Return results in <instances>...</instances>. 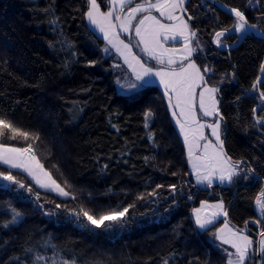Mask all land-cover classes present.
Segmentation results:
<instances>
[{"label":"trees","instance_id":"16d2710c","mask_svg":"<svg viewBox=\"0 0 264 264\" xmlns=\"http://www.w3.org/2000/svg\"><path fill=\"white\" fill-rule=\"evenodd\" d=\"M216 1L243 11L264 36V0ZM98 2L108 9V0ZM186 7L208 46L193 58L202 70H213L205 77L219 88L224 149L243 161L238 170L247 175L231 184H195L158 84L119 91L117 81L130 78L129 71L115 51H104L106 41L85 16L86 0H0V115L39 134V140L2 142L32 144L39 162L71 194L59 196L26 172L0 165V172L10 171L24 184L0 179V224L11 219V208L23 214L20 224L0 227V264H33L36 254L48 264L62 257L77 264H227L230 247L217 237L225 221L256 245L264 230L255 203L264 188V124L255 115H264V101L253 85L261 80L264 39L232 31L222 37L228 47L218 46L214 33L232 29L235 18L206 0H187ZM129 41L149 65H158ZM258 89L264 90V81ZM149 109L155 115L145 127ZM202 201H223L227 217L197 229L192 212ZM130 204L111 227L107 220L103 227H84V218L69 212L84 207L95 214Z\"/></svg>","mask_w":264,"mask_h":264},{"label":"snow or ice","instance_id":"6c2138e0","mask_svg":"<svg viewBox=\"0 0 264 264\" xmlns=\"http://www.w3.org/2000/svg\"><path fill=\"white\" fill-rule=\"evenodd\" d=\"M186 3L187 0H155V3L152 0H143L142 3H136L133 7L128 8L125 13V8L133 4V0H108L109 7L107 11H101V4L98 3V0H86L87 11L85 16L91 25L96 26L100 32L104 33L105 39L123 58L124 64L130 69L135 81L141 82L140 84L121 85L122 88L136 89L150 83L152 77L159 78L167 96L168 106L172 110L171 114L179 125L184 141L188 145V159L196 175L197 183L211 186L216 180L221 184H231L234 182V178L247 179V175L242 176L241 171L238 170V165L243 163V161H233L232 157L224 149L220 124L224 117L220 115L219 101L216 98L219 88L210 86L205 78V73H210L213 70L207 65L202 70L201 65H198L196 60L193 59L194 54L198 50L202 51V48L197 38L199 29L194 28L190 23L195 17L188 14L187 18H185V14L188 13V8L185 7ZM45 10L47 11V9ZM153 10L158 12L160 17L173 21V23L162 22L157 16L152 15ZM230 11L235 17L234 27L232 29L223 28L214 33V43L218 46H223L221 38L226 33L232 31L245 33L249 29L256 28V25L250 23L240 9L232 8ZM177 12L180 15H177ZM139 13L144 15L133 26V21L137 20V14ZM114 19L116 23L113 22ZM133 27L136 37H139L136 47L139 48L140 45H143L140 49L141 52L148 57V60L155 61L156 64L162 67L154 68L149 66L145 60H142L140 56L132 51V46L129 43H125L124 40L120 39L121 32L131 34ZM177 36L182 38L183 47L181 49H169L164 46L168 39L175 40ZM104 51L107 52L108 49L105 48ZM261 72H264V65L261 66ZM117 83L119 84V81ZM261 83L262 81L258 78L253 88L259 91V98L264 101V90L258 89ZM197 89H201V91L197 93ZM197 96L200 114L203 117H218L215 123H200L196 111ZM173 97L175 102H173ZM175 109H179V112L177 113ZM253 112L255 113L256 109H253ZM154 115L151 109L145 112V127H148L147 121L153 118ZM255 119L258 123L264 124V115L255 117ZM206 127L211 129V136L215 138L216 143H213L212 140L204 135ZM30 138L39 140V134L25 131L15 125L7 116L0 115V165H6L8 169H18L26 172L41 188L55 192L59 196L69 197L71 194L65 191L57 183L56 179L52 177L51 173L44 169L43 164L39 162L33 151L32 144H28L26 147H15L2 142L4 140L17 139L27 141ZM201 140L206 141V143L202 146V154L196 156L194 150L200 147L199 141ZM247 171L254 172V169H248ZM37 172L44 177L43 182L38 178ZM0 179L17 184L21 188L24 187V184L17 180L10 171L0 172ZM157 187L161 186L158 185ZM170 187L175 189L176 185H171ZM27 190L30 192L32 189L29 187ZM155 194L153 192L151 195ZM71 198L76 199L75 196ZM138 198L143 199L144 197L140 196ZM36 199H40L39 194H37ZM255 203L259 207L261 215L264 216V188H261L255 197ZM56 207L59 208L61 205L57 204ZM131 207H134V205L130 204L119 210L110 209L95 214L92 209L84 207H81L78 211L69 210V212L77 220L83 217L87 222L82 225L84 227H87L88 224L103 227L105 220L111 221L108 225V227H111L112 223L119 222L120 218L125 217ZM209 207L214 209L211 216L202 218V210ZM10 213L11 219L4 221L0 224V227L9 228L22 222L23 214L21 212L11 208ZM194 213L198 228L204 230H207L218 216L227 217L222 201L215 205H209L207 201H204L200 209H194ZM49 214L51 215L52 213ZM259 222L257 221V223ZM226 229L231 233V237L225 238L223 235H219V238L223 243L230 244L235 250L227 253V264H246V261L255 264L253 259L255 256L264 257V230L259 232L260 240L254 246V241L248 235L239 234V230L232 231V229L228 228L226 221L224 228L219 229L218 232L223 233ZM52 247L55 246L52 245ZM27 251L32 252L33 250L29 248ZM16 259L18 260L19 257ZM41 261L44 264H48V258L36 254L33 258V264H38ZM51 264H77V261L75 258L67 259L62 257L59 261L52 258ZM89 264H102V262L93 261L89 262ZM164 264H168V261L165 260Z\"/></svg>","mask_w":264,"mask_h":264},{"label":"rangeland","instance_id":"374dc122","mask_svg":"<svg viewBox=\"0 0 264 264\" xmlns=\"http://www.w3.org/2000/svg\"><path fill=\"white\" fill-rule=\"evenodd\" d=\"M136 3H139L138 1H136V0H133V4H131V5H128L126 8H125V13L127 12V10H128V8H130V7H133ZM109 7V6H108ZM185 7H186V4H185ZM108 10V9H107ZM106 10V11H107ZM138 21V15H137V20H134L133 21V26H134V24H136V22ZM114 23H116V21H115V19H114V21H113ZM256 29V28H255ZM118 31H119V29H117ZM99 31V30H98ZM100 32V31H99ZM248 32V31H247ZM247 32H245V33H240V32H238L239 33V35L241 36V37H243ZM101 34H103L104 35V33H102V32H100ZM122 36V37H121ZM126 39L127 41L130 39V40H136V37H135V33H134V27H133V31L131 32V34H125V33H123V32H121L120 33V39ZM197 38H198V41H199V45H200V47L202 48V52H204V51H206L207 50V48H208V46L206 45V43H205V40L201 37V36H198L197 35ZM124 39V40H125ZM125 40V41H126ZM221 40H222V38H221ZM126 41V42H127ZM125 42V43H126ZM223 42V41H222ZM127 43H129L131 46H133L132 44H131V42L130 41H128ZM195 44V43H194ZM107 49L108 50H112V51H116L115 50V48H113L108 42H107ZM221 47H225V48H227L228 47V45L226 44V43H224L223 42V46H221ZM134 48V47H133ZM132 48V50L134 51V49ZM200 51V50H199ZM134 53H136L135 51H134ZM117 54H119V53H117ZM120 58H122V57H120ZM121 61H123V58L121 59ZM122 63H124V61L122 62ZM198 64V63H197ZM126 67H127V65H126ZM127 69V68H126ZM128 70H130V69H128ZM206 78V77H205ZM119 81V84H118V89H119V91L121 92V93H129V92H133V91H136V90H138V89H140L141 87H138V88H136V89H129V88H122L121 87V85H127V84H130V83H137V84H140L141 82H137V81H135V77H133V75H132V73L130 72V78H125L123 81H121V79L120 80H118ZM148 84H151V82L150 83H147V84H144L143 86H145V85H148ZM210 86H216V87H218L217 85H215V84H211V83H208ZM142 86V87H143ZM199 91H201V89H197V93H199ZM216 98H217V100L219 101V103H218V108H219V110H220V94H219V92L217 93V96H216ZM173 102H175V100H174V97H173ZM175 111L178 113L179 112V109H175ZM196 111H197V116H198V119H199V121H200V123H215L216 122V120L218 119V117H203L201 114H200V109H199V107H198V96H197V108H196ZM174 120H175V118H174ZM175 123H176V120L174 121ZM220 124H221V139H223L224 140V125H223V120L222 121H220ZM176 126H177V128H178V130L180 131V129H179V125L176 123ZM181 133V132H180ZM181 135H182V138H183V140H184V136H183V134L181 133ZM204 135L205 136H207L208 137V139H210V140H212V142L213 143H216V140H215V138L214 137H212L211 136V129L210 128H205L204 129ZM190 138H191V136H190ZM204 143H206V141H204V140H201V141H199V145H200V147H198V148H196L195 150H194V154L196 155V156H200L201 154H202V151H203V149H202V146H203V144ZM187 145V144H186ZM33 151H34V149H33ZM187 157H188V145H187ZM35 152V151H34ZM35 155H36V157H37V154H36V152H35ZM188 163H189V167H190V170H191V173H192V176H193V178H194V181H195V184H197V185H199V186H201V187H211V186H213L214 184H221L219 181H216V180H214V182H213V184L211 185V186H208V185H206V184H199V183H197V181H196V175H195V173H194V171L192 170V168H191V164H190V162H189V159H188ZM45 169V168H44ZM46 170V169H45ZM37 176H38V178L39 179H41L42 180V182H43V180H44V177L42 176V175H40L39 174V172H37ZM31 177V176H30ZM53 177V176H52ZM32 178V177H31ZM32 180H33V178H32ZM34 182H35V180H33ZM36 183V182H35ZM58 183V182H57ZM37 184V183H36ZM60 184V183H59ZM226 184H228V183H223V185H226ZM38 185V184H37ZM61 185V184H60ZM39 186V185H38ZM40 187V186H39ZM61 187H63L62 185H61ZM44 189V188H43ZM65 190V189H64ZM66 191V190H65ZM202 202H204V201H202ZM202 202L199 204V205H197V206H195L194 208H193V212H192V218H193V221H194V224H195V226H196V228L197 229H199L198 228V226H197V224H196V222H195V213H194V209H200L201 208V204H202ZM219 202H221V201H215V202H211V201H207V203L209 204V205H215V204H217V203H219ZM223 202V201H222ZM223 204H224V202H223ZM259 208V207H258ZM224 210L226 211V208H225V204H224ZM260 210V209H259ZM214 211V209H212V208H206V209H204V210H202V212H201V216H202V218L204 217V216H211V214H212V212ZM221 218H224V216L223 215H220V216H218L215 220H214V222L213 223H215V222H217V221H219ZM106 221V220H105ZM107 221H110V220H107ZM227 222V221H226ZM117 224V222L115 223V225ZM227 224H228V228H230V229H232V231H237L238 229H236L233 225H231L229 222H227ZM221 228H224V225H222V227H220L219 229H221ZM218 229V230H219ZM199 230H204V229H199ZM262 231V230H261ZM239 234H241V235H247L246 233H244V232H242V231H239ZM219 235H223L225 238H230L231 237V233H229L228 232V230L226 229L223 233H219L218 232V234H217V237H219ZM249 236V235H248ZM250 237V236H249ZM251 238V237H250ZM218 239H220V238H218ZM252 239V238H251ZM221 240V239H220ZM253 240V239H252ZM229 246H231L230 244H228ZM235 250L232 248V250L230 251V252H234Z\"/></svg>","mask_w":264,"mask_h":264},{"label":"crops","instance_id":"0c3cea01","mask_svg":"<svg viewBox=\"0 0 264 264\" xmlns=\"http://www.w3.org/2000/svg\"><path fill=\"white\" fill-rule=\"evenodd\" d=\"M136 1H138L139 3H142L143 2V0H136ZM152 2L153 3H155V0H152ZM99 3V2H98ZM187 4V3H186ZM101 11H104L102 8H101ZM177 15H180V13L179 12H177L176 13ZM138 15V20H139V18L142 16V15H144L143 13H139V14H137ZM152 15H155V16H157L159 19H161L162 20V22H164V23H173V21H168V20H166V19H164L163 17H160L159 16V13L158 12H156L155 10H153L152 11ZM185 18H187L186 17V14H185ZM88 21V20H87ZM88 24H89V26L93 29V31H95L98 35H100L105 41H106V43L108 42V40L107 39H105V37H104V35L103 34H101L98 30V28L96 27V26H94V25H91L90 23H89V21H88ZM135 25V24H134ZM134 33H135V31H134ZM122 37V36H121ZM135 37H136V35H135ZM125 39V38H124ZM123 39V40H124ZM126 40V39H125ZM124 40V41H125ZM139 40V37H136V41H138ZM127 41V40H126ZM125 41V42H126ZM129 41V40H128ZM127 41V42H128ZM126 42V43H127ZM194 43H195V41H194ZM166 48H169V49H172V48H175V49H181L182 47H183V45H182V38L181 37H179V36H177L176 37V39L175 40H173V39H168L166 42H165V45H164ZM143 47V45H140V49ZM132 48H133V46H132ZM134 49V48H133ZM133 51V50H132ZM134 51H135V49H134ZM133 51V52H134ZM116 52V51H115ZM136 52V51H135ZM117 53V52H116ZM136 55H138V56H140L137 52L135 53ZM119 55V54H118ZM120 56V55H119ZM121 57V56H120ZM141 57V56H140ZM122 59V58H121ZM141 59L143 60V58L141 57ZM194 59V58H193ZM123 62V61H122ZM124 64V63H123ZM124 66L126 67V65L124 64ZM149 66H152V65H149ZM152 67H154V68H159V67H162L161 65H156V66H152ZM127 68V67H126ZM127 70H128V68H127ZM129 71V77H130V70H128ZM134 77V76H133ZM124 80V79H123ZM123 80H121V81H123ZM151 83H156V84H158L159 86H160V88L163 90V92H164V88H163V85L160 83V81H159V78L158 77H152L151 78ZM165 94V93H164ZM165 97H166V100H167V96L165 95ZM167 103H168V100H167ZM170 109V108H169ZM170 112L172 113V110L170 109ZM171 116H172V114H171ZM172 119H173V121H175L174 120V118H173V116H172ZM175 123V122H174ZM175 125H176V123H175ZM177 127V126H176ZM178 129V128H177ZM179 131V130H178ZM179 133H180V131H179ZM180 135H181V133H180ZM181 137H182V135H181ZM183 139V138H182ZM183 142H184V144H185V148H186V150H187V145H186V143H185V141L183 140ZM186 153H187V151H186ZM187 159H188V157H187ZM225 218V217H224ZM221 219H223V218H221ZM216 223V222H215ZM214 224V223H213ZM212 224V225H213ZM225 224V223H224ZM223 224V225H224ZM211 226V225H210ZM222 227V226H221ZM219 238V237H218ZM220 240V239H219ZM221 241V243H223V241L222 240H220ZM223 244H225V243H223ZM226 245H228V244H226ZM230 247V251L232 250V247L231 246H229ZM247 262V261H246Z\"/></svg>","mask_w":264,"mask_h":264},{"label":"water","instance_id":"95a60500","mask_svg":"<svg viewBox=\"0 0 264 264\" xmlns=\"http://www.w3.org/2000/svg\"><path fill=\"white\" fill-rule=\"evenodd\" d=\"M206 1H208L209 3H211L212 5H214L215 7H217L219 9H221V10H223V11L231 14L234 17V14H232L231 11H230V9H232V7H229L227 5H224V4H222V3H220V2H218L216 0H206ZM248 33L249 34H252V35H255V36L259 37V38L264 39V36L260 33V31H259V33H257V31H255V28L254 29H249L248 30ZM261 81H264V72L261 73ZM255 117H258V111L256 112ZM256 213H257V216L259 218L264 219V216L261 215V212H260V210H259V208H258L257 205H256ZM259 240H260V236L258 237L257 242ZM256 257H257V263L256 264H263V257H261L259 255H257Z\"/></svg>","mask_w":264,"mask_h":264},{"label":"bare ground","instance_id":"6f19581e","mask_svg":"<svg viewBox=\"0 0 264 264\" xmlns=\"http://www.w3.org/2000/svg\"><path fill=\"white\" fill-rule=\"evenodd\" d=\"M255 31H257V33H259V31L257 29H255Z\"/></svg>","mask_w":264,"mask_h":264},{"label":"built area","instance_id":"2783aa9c","mask_svg":"<svg viewBox=\"0 0 264 264\" xmlns=\"http://www.w3.org/2000/svg\"><path fill=\"white\" fill-rule=\"evenodd\" d=\"M35 153V152H34Z\"/></svg>","mask_w":264,"mask_h":264}]
</instances>
